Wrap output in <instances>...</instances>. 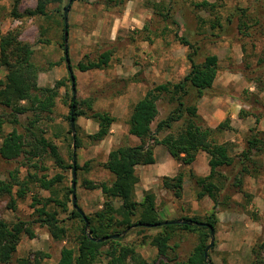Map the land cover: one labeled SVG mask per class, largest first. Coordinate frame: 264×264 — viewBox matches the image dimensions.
I'll list each match as a JSON object with an SVG mask.
<instances>
[{"label":"rangeland","instance_id":"374dc122","mask_svg":"<svg viewBox=\"0 0 264 264\" xmlns=\"http://www.w3.org/2000/svg\"><path fill=\"white\" fill-rule=\"evenodd\" d=\"M19 1L16 7L17 0H0V39L10 32L19 31V40L29 44L34 52L32 62L42 69L38 79L39 87L55 88L58 84L64 85L59 86L60 96L56 100L52 114L45 113L38 116L37 112H28L24 115H16L19 121L17 126L6 123L0 134V147L3 145V138L14 129L24 135L29 142L34 141L36 137H44L57 147L63 160V167L53 159L50 149L41 150L39 157H33L31 149L27 148L26 153L11 161L0 156V180H9L10 173L16 170L20 172L21 180L29 175L39 177L45 175L49 179L62 176L63 180L55 186L53 195L32 186V191L25 199L21 200L14 196L15 209L11 205L13 197L0 194V220L8 223L29 222L35 233L34 239H30L27 235L23 237L11 264H17L20 258L30 257L33 260L37 252L48 256L42 264H57L64 247L76 248L83 223L72 216L73 211L78 212V210L73 203V169L69 166L74 164L75 158L76 166L80 167L76 170V206L85 217H93L103 209L104 198L100 189H89L88 182L95 185L110 183L114 178L104 169L103 164L112 149L141 143L128 132L127 121L133 106L156 85L178 83L190 71L191 62L188 55L192 49L182 44L179 38L201 48L199 56L196 57L199 62L203 61L204 55L216 54L219 57L220 70L214 90L199 103V114L203 118L208 109V102L221 99L220 106L226 111V117L218 115L216 120L225 117L224 121H226L229 118L231 125L235 123L238 128L234 129L231 126L233 130L223 131V133L233 132L238 142L229 143L230 153L234 156L241 154L247 148V141L253 132L259 131L264 134V91H261L264 90V0H78L71 5L70 0H64L62 3L49 6L47 18L26 15L27 11L37 8L38 0ZM203 2L214 4L216 7L212 10L196 7ZM69 5L68 46L69 58L76 76L75 99L81 102L82 112L91 113L87 107L89 103L93 112L109 113L117 120L110 135L104 141L94 143L90 136L98 131L97 123L87 116H80L75 122L76 138L79 136L81 139L80 148H77L76 142L74 144L71 121H69L70 101L71 97H74V92L69 81L63 47L65 10ZM237 10L246 11V14L254 19L241 21L236 15ZM167 14H172L171 18L163 17ZM217 19L222 27L217 26L213 29ZM242 23L250 28L247 36L243 35L240 29L243 28ZM107 51L113 52L110 67L88 72L78 70L77 66L80 62L96 61ZM7 74L8 69L0 66V79L5 80ZM174 108L175 106L167 99L160 101L159 116L154 128L157 122L167 118ZM241 110L246 112L243 119L239 117ZM13 116L11 109L0 105V119L9 121ZM37 117H40L39 121L33 126L32 122ZM256 118L259 119L258 125ZM180 126L179 123L174 129L164 131L157 136L158 139L172 132L177 133ZM261 137L264 140V135ZM216 138L218 143H222L218 135ZM162 150L164 151L161 152ZM162 150H158L159 157L165 158L167 149ZM257 150H261L258 159L264 165V142L257 147ZM140 167L144 168L137 170L139 180L141 175H150V167ZM159 167L163 169V173L151 178L153 188L149 191L156 195L158 213L163 222L169 221L164 220L167 219L164 212L172 211L176 207L184 209L182 218L205 219L212 212L213 209L206 212L204 205L201 204V211L193 214V201L197 200L196 187L193 192L188 191L187 194V200L193 199V196L194 200L182 203V200H177L172 192L163 187L162 178H172L170 177L174 173L172 166L164 162ZM153 168L156 170L157 167ZM182 170L184 172L187 170L188 176L196 174L193 165L188 168L181 167L180 171ZM232 171L230 168L222 170L224 174L229 175H232ZM230 182L226 184L229 185ZM255 184L260 185L258 191L255 189ZM140 185L141 181L136 189ZM243 188V192L236 189L223 191V194L230 195L229 207L218 209V213L225 211L228 214L237 213L247 224L244 223L249 232L255 226H261L262 233L256 235L254 228L251 231L253 237L250 243H247L243 249L252 251L264 241V204L262 203L260 207L254 205L257 195L264 200V169L261 177L257 179L247 177ZM70 189L72 194L67 196ZM16 190L17 188L14 189V193ZM35 195L42 200L53 198L67 202V212H63L56 203L49 206L51 211L58 212L62 226L67 229L65 241L53 240L48 229L36 222L38 216L33 207ZM248 223H251L250 226ZM87 233L90 231L87 230ZM156 233L157 231L147 232L149 235ZM123 237L125 238L123 242L129 244H139L141 239L133 231H126ZM198 243V233L177 231L170 244L173 247L178 245V248L171 256L176 254L180 261H186ZM214 250H210L209 253ZM137 251L149 262H153L158 255L157 250L150 245L138 247ZM252 258L253 264L255 262L253 253ZM101 261L102 264H106L103 258Z\"/></svg>","mask_w":264,"mask_h":264},{"label":"trees","instance_id":"16d2710c","mask_svg":"<svg viewBox=\"0 0 264 264\" xmlns=\"http://www.w3.org/2000/svg\"><path fill=\"white\" fill-rule=\"evenodd\" d=\"M64 0H38L35 10L27 11L29 17L49 16V6L62 3ZM78 0H72L75 2ZM20 1L17 0L16 7ZM196 7L212 10L216 6L203 2ZM170 11V10H169ZM244 10H237L236 15L244 19L253 20L252 16L246 14ZM15 15L16 11H15ZM172 14L163 15L166 19L171 18ZM22 18V16H17ZM231 21V20H230ZM174 23V22H173ZM222 27L217 21L213 24V29ZM68 27V26H67ZM240 28L242 34L247 36L249 26L242 23ZM66 29V25H64ZM246 29V30H243ZM20 32L14 31L3 36L0 39V66L8 69L5 80L0 79V105L11 109L14 113L12 120L4 121L0 119V134L6 123L17 126L19 121L16 115H24L28 112H37L39 114H52L56 105V100L60 96L58 84L55 88H40L38 85L39 75L42 69L32 62L33 50L29 44L19 40ZM181 43L189 46L192 52L188 59L191 62L189 73L178 83H165L156 85L148 90L146 94L133 106L132 113L127 121L128 132L131 136L139 139V145L119 146L109 153L107 161L103 164L112 176L110 183L103 182L93 184L88 182L89 189H100L104 198L103 209L97 212L93 217L86 216L89 224L90 236L86 231V222L84 217L77 211H73L72 216L78 218L83 223L81 234L77 240L76 248L64 247L60 253V259L57 264H102L101 259L106 264H214L210 253L209 261L205 259L206 248L210 244L211 232L207 227H199L197 223H206L212 226L216 232L218 219L216 217L218 209L229 207L230 195L223 194L225 190L236 189L243 192V185L247 177L257 179L261 177L264 165L261 160L257 147L264 142L261 137L262 132H253L247 141V148L239 155H231L229 143H218L217 134L224 130H233L231 128V119H226L216 129L209 127L202 116L199 114V103L208 94H212L214 84L218 77L220 64L219 57L216 54L204 55L203 61L199 62L196 57L199 56L201 48L191 44L183 38H179ZM64 47V46H63ZM113 57L112 51H107L100 55L96 61L84 63L80 62L77 66L80 72L93 70H105L110 67ZM66 61V59H65ZM72 66V65H71ZM68 68V67H67ZM73 70V68H72ZM74 73V72H73ZM70 82L72 77L69 72ZM75 88H76V76ZM261 91H264L261 89ZM167 99L175 106L169 116L154 123L159 116V102ZM24 103V104H23ZM88 110L91 112H82L81 102L71 97L70 116L75 122L80 116H87L98 125V131L90 136L94 143L104 141L111 133L116 119L109 113L93 112L91 104L87 103ZM246 112L240 111V119L245 118ZM40 117L32 122V125L39 121ZM256 125L259 119L256 118ZM181 124L177 133H170L162 139H158L164 131L174 129L176 124ZM78 131V128H76ZM255 131V130H253ZM72 133V132H71ZM36 137V136H35ZM3 145L0 147V156L11 161L26 153L30 148L33 157H39L40 151L50 149L53 159L58 165L63 167V160L60 157L57 147L50 143L44 137H36L34 141L29 142L24 135L19 134L14 129L7 137L3 138ZM164 146L170 156L181 165V167H191L197 159L199 153H205L209 159L210 174L207 177H199L197 174L187 175V170L180 171L175 177L162 178L163 187L174 194L177 200L183 197L184 183L190 179L196 186V197L202 200L210 198L214 207L212 212L205 219L197 217H185L181 220L186 224L169 225L159 227L163 222L158 213L156 195L151 192H145L143 199L139 202L136 196V187L140 180L137 175V168L140 166H151L156 164L155 147ZM77 148L81 147V139L76 138ZM73 169V165L69 166ZM232 169V175L224 174L223 169ZM79 170L80 167L77 166ZM62 176H56L49 179L47 176L29 175L25 179H20V172L10 173L9 180H0V194L12 196V206L15 209L16 200L25 199L32 191V186L40 190L55 194V186L62 182ZM231 181L226 184V182ZM17 188L14 193V189ZM72 194L70 189L67 196ZM224 195V196H223ZM36 214V222L42 227H46L53 240L65 241L67 238V229L62 226V221L58 218V212L51 211L49 206L56 203L63 212L68 211L67 202L48 198L42 200L38 195L33 197ZM67 201H69L67 197ZM133 231L141 239L140 243H124V237L112 239L103 243H97L94 239L109 237L112 235H123L125 232ZM157 231L155 235H149L147 232ZM177 231L191 232L199 234V243L186 261H180L174 254L178 245L171 246L173 235ZM27 235L30 239L35 238L32 224L26 221L8 223L0 220V264H11L18 247ZM150 245L158 252L157 258L149 262L139 255L137 248ZM216 248V243L211 249ZM252 253L255 257L253 264L264 263V241L257 247H254ZM48 258L45 254L37 252L33 256L20 258L17 264H42Z\"/></svg>","mask_w":264,"mask_h":264},{"label":"crops","instance_id":"0c3cea01","mask_svg":"<svg viewBox=\"0 0 264 264\" xmlns=\"http://www.w3.org/2000/svg\"><path fill=\"white\" fill-rule=\"evenodd\" d=\"M221 99H214L211 102H208V109H206L205 115H203V119L206 121L209 127L216 129L225 119L226 117V111L223 110V108L220 106L219 102ZM222 115L221 117L225 116L221 120L217 121V116ZM234 129H238L237 126H235V123L231 125ZM222 143H238L235 137V134L233 132H221L217 134ZM162 149H166L164 146H158L155 150L156 154V164L148 166L150 167V175H141L140 181L141 185L136 189V196L138 200L143 198V194L146 191H149L153 188V185L151 184V178L160 176L163 173V169L159 166H161L164 162H168L172 169L174 170V173L170 177L176 176L179 171L181 170V166L170 156L167 150H165V158L159 157V151ZM162 150L161 152H163ZM242 151V150H241ZM239 153V152H237ZM233 155V154H231ZM234 156V155H233ZM200 158L202 160H200ZM209 160L208 156L204 153H199L197 156L196 161L193 164V169L195 173L199 177H207L210 174V167H209ZM153 167H157L156 170H154ZM144 167H138V169H142ZM254 184V182H253ZM255 184V189L258 191V188L260 185ZM195 184L190 180L186 179L184 183V191H183V198L181 199L183 202H190L191 200H187V194L188 191L193 192L195 190ZM187 203V204H188ZM264 204V200H262V197L260 195H257L254 199V205L260 207L261 204ZM203 204L204 210L211 211L214 207L213 201L206 197L201 202L197 200L193 201V214H197L201 211L200 205ZM176 206L177 204H173ZM253 205V204H252ZM170 207V206H169ZM168 207V208H169ZM189 209V208H188ZM187 209V210H188ZM191 210V209H190ZM184 213V209L176 207L173 208L172 211L164 212L165 217L169 221H176L180 218H182ZM225 214L224 216H222ZM218 224L216 227V233H215V240H216V249L210 253L211 259L214 264H252L253 258H252V251L251 250H243L245 245L250 243L253 235L252 232L255 228V233L260 234L261 232V226L257 225L252 230L247 229L245 225H247L240 216L237 215V213H218L217 214ZM245 223V225H244ZM251 223H248V226H250ZM249 235V236H246ZM247 238V239H246Z\"/></svg>","mask_w":264,"mask_h":264},{"label":"water","instance_id":"95a60500","mask_svg":"<svg viewBox=\"0 0 264 264\" xmlns=\"http://www.w3.org/2000/svg\"><path fill=\"white\" fill-rule=\"evenodd\" d=\"M71 3H72V0H70V5H71ZM70 5L65 10V25H66V29H65V35H64V48H65L66 63H67L70 75L72 77L73 92H74V99H75V95H76L75 78H74V73H73L72 66H71V61H70V58H69V46H68L69 39H68V27L67 26H68V13L70 11ZM71 129H72V132H73L74 144H75V142H76L75 120H74L73 117L71 119ZM76 170H77V166H76V162H75V158H74V164H73V179H74V183H73V203H74L75 207L77 208L79 214L84 217V220L86 222V231H87V230H89L88 221H87L86 217L84 216L83 212L81 210H79L78 207L76 206ZM179 224H186V222L183 221V220L164 221V222L160 223L158 226L159 227H163V226L179 225ZM196 225L199 226V227H207L210 230V232H211V242H210L209 246L206 248V251H205V259H206V261H209V252L215 245V230H214V228L212 226H210V225H208L206 223H197ZM125 233L123 235H112V236L105 237V238L94 239V241L97 242V243H103V242L108 241V240L119 239L121 236H124ZM88 235L90 236V233H88Z\"/></svg>","mask_w":264,"mask_h":264}]
</instances>
